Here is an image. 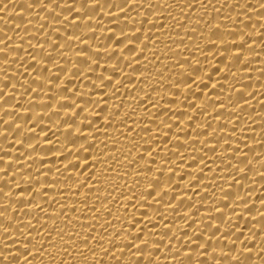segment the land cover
Here are the masks:
<instances>
[{
	"label": "bare ground",
	"instance_id": "bare-ground-1",
	"mask_svg": "<svg viewBox=\"0 0 264 264\" xmlns=\"http://www.w3.org/2000/svg\"><path fill=\"white\" fill-rule=\"evenodd\" d=\"M56 3L0 0V264H264V0Z\"/></svg>",
	"mask_w": 264,
	"mask_h": 264
},
{
	"label": "snow or ice",
	"instance_id": "snow-or-ice-1",
	"mask_svg": "<svg viewBox=\"0 0 264 264\" xmlns=\"http://www.w3.org/2000/svg\"><path fill=\"white\" fill-rule=\"evenodd\" d=\"M36 2H38L42 6L41 8H43L44 10H45V8L43 6L46 5L47 3H54L56 7H59V4L56 3V0H48L47 3H45V0H36ZM66 10L68 12H72L73 8L71 6H69ZM6 47H7V45L5 46V48ZM0 54L6 55V53H2V52H0ZM0 191H2V189H0ZM5 247H7V245H5ZM0 255H3V254L0 253ZM236 264H239V258L238 257L236 258Z\"/></svg>",
	"mask_w": 264,
	"mask_h": 264
}]
</instances>
